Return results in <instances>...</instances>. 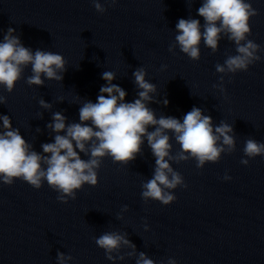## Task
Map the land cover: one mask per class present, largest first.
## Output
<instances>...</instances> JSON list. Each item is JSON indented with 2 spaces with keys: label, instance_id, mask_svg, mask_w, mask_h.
<instances>
[{
  "label": "clouds",
  "instance_id": "obj_1",
  "mask_svg": "<svg viewBox=\"0 0 264 264\" xmlns=\"http://www.w3.org/2000/svg\"><path fill=\"white\" fill-rule=\"evenodd\" d=\"M117 0H111L115 4ZM97 12L104 13L105 7L99 0H93ZM204 20L189 17L176 23L175 43L169 47L172 52L178 46L180 51L193 61L200 59V44L203 40L213 53L218 50L222 37L235 44V55H228L224 64H216V72L227 75L248 71L249 66L261 60L259 52L264 51L259 44L248 37L251 35L250 20L258 15L257 9L246 0H202L197 10ZM203 28V31L201 30ZM66 60L58 53L25 47L15 29L9 27L0 42V86L8 93L13 92L17 82L22 79L25 68L31 66L32 74L26 83L29 86H43L47 80H63L66 72ZM162 67H166L162 66ZM147 72L143 67L133 72L134 83L138 89L137 98L126 102L127 92L117 84L111 71H104L102 79L106 81L99 90L96 102L84 101L79 108V122L66 123L61 112H54L52 122L47 125L55 133L54 142L43 143L42 153L34 150L18 128H14L11 118L0 115V180L11 186L16 179H22L35 189L43 182L59 193L57 200L68 203L76 199V192L85 184H98V170L103 158L111 157L113 162L128 165L138 155H142V146L147 141L155 158L152 177L143 182L141 197L145 203L149 200L169 205L176 200L171 190L177 187L187 188L183 176L172 167L193 159L197 168L206 163H217L222 153H232L236 149L233 126L221 121L213 125L212 117L205 115L199 107H193L182 121L173 116L160 115L157 118L150 103H160L154 99L157 93L155 84L146 80ZM43 77V78H42ZM218 87L223 93V75ZM7 98L0 95V104H6ZM169 101L165 98L163 104ZM42 108L50 109L51 104L39 100ZM154 130L149 131V128ZM39 131V129H37ZM63 133V134H61ZM179 144L180 150L172 154V139ZM244 155L248 158L264 156V142L253 138L245 141ZM83 153L88 159H83ZM241 163L248 165L249 159ZM224 180H231L227 173ZM123 211L128 210L125 205ZM118 219L122 218L118 215ZM126 233L104 232L94 237L96 245L105 251L108 260H123L125 255L136 256V264H155L145 252L136 253V245ZM127 246L133 251L121 254ZM115 253V255H113ZM71 255L57 252V264H66ZM167 264H176L169 258Z\"/></svg>",
  "mask_w": 264,
  "mask_h": 264
}]
</instances>
